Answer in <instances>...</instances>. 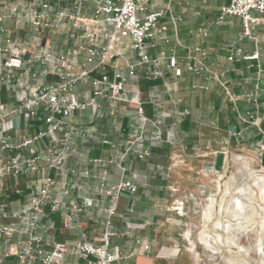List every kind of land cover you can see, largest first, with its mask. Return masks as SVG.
Instances as JSON below:
<instances>
[{
  "label": "built area",
  "instance_id": "obj_1",
  "mask_svg": "<svg viewBox=\"0 0 264 264\" xmlns=\"http://www.w3.org/2000/svg\"><path fill=\"white\" fill-rule=\"evenodd\" d=\"M172 1L154 10L149 7L150 0H93L92 13H87L85 0H73L64 9L53 0H28L27 3L13 0V5L9 4L17 23L30 24L40 48L38 52L17 53L18 45L14 42L13 54L0 48V194L8 178L34 179L29 186L28 200L18 211L9 212L5 203L0 204V241L8 244L16 234L25 237L15 253L16 264H64L68 255L84 258L85 264H115L125 258L126 252L120 246H112V239L117 235L113 218L118 213L121 196L135 195L138 191V183L125 177L126 162L146 159L150 155L148 140L144 131H133L125 141L115 144L99 136L95 128L80 125L74 117L91 108L101 112L107 107L114 113L113 103L132 101L139 105L138 111L143 116L142 102L131 99L126 89L128 78L135 76L139 67L150 65L153 70L148 76L151 78L163 76L162 64L176 78L182 76L184 69L195 75L208 73L220 82L231 99H236L228 85L208 66V53L203 48L196 47L186 58H181L174 46L170 50L165 47L171 43L170 23L175 26L181 20L170 14V23L162 21L171 12ZM255 12L264 13V0H229L222 6L218 20L240 17L243 36L255 39L254 29L261 20ZM49 32L73 37L75 45L57 51L52 40L45 36ZM199 34L206 35V29L200 28ZM127 41L137 62L127 63L126 71L114 67L109 72L110 63L122 56L121 48ZM150 49H158L157 55L152 57ZM228 53L230 62L245 61L258 68L254 90L244 95L251 108L239 117L263 132L252 112L260 106L264 54L259 49L247 53L236 44L229 47ZM85 84H91L92 89L80 94L77 87ZM4 91L8 93L6 100ZM243 133L234 135L250 137ZM161 136L158 132L156 138ZM79 139H100L111 144L108 158L91 159L92 167L81 172L72 168L69 161L78 152ZM42 142L46 143L44 147L40 145ZM112 166L121 173L119 182H111ZM55 192L69 198L83 193V204L74 201L67 204ZM106 199L110 205L102 209L106 216L101 244L89 241L86 232L69 242L51 241L40 232L56 227L55 222L43 223L47 210L70 208L72 211L65 214L62 227L72 229L78 213ZM175 203V209L181 210L184 202ZM136 244L146 251L151 249L149 243L139 239ZM11 255L10 249L4 250L0 245V264H6Z\"/></svg>",
  "mask_w": 264,
  "mask_h": 264
},
{
  "label": "crops",
  "instance_id": "obj_2",
  "mask_svg": "<svg viewBox=\"0 0 264 264\" xmlns=\"http://www.w3.org/2000/svg\"><path fill=\"white\" fill-rule=\"evenodd\" d=\"M62 1L65 0H53L58 7ZM67 1L71 4L73 0ZM85 1L87 13H92L95 7L93 0ZM168 1L150 0L149 7L161 9ZM228 3L229 0H173L171 12L162 21L170 23V14L181 18L175 26L170 23L168 34L171 43L165 47L170 50L174 46L181 58H186L196 47L203 48L208 53V66L236 95L235 100L211 74L195 75L184 69L182 76L176 78L173 71L162 64L163 76L151 78L148 74L153 68L144 65L137 69L135 76L128 78L126 85L130 98L142 102L143 116L138 111L139 105L132 101L113 103L114 113L107 107L101 112L91 108L74 117L80 125L95 128L99 136H105L115 144L125 141L133 131H144L148 140L147 147L151 154L144 160L129 159L126 162L128 171L125 177L136 181L139 188L135 195L125 193L121 196L118 213L113 218L117 235L112 239V246H120L126 252L125 258L115 264H197L194 254L179 250L180 234L178 227L171 225L173 217L169 206L174 199L187 198L206 185L203 169L220 166V154L231 143V132L243 127L239 112L251 108L244 95L254 90L258 68L245 61L230 62L227 59L229 47L236 44L247 53L259 49L264 54V13L255 12V16L261 20L254 29L256 38L248 39L243 36V21L240 17L218 20L222 6ZM9 4L13 5V0H0V48L13 54L14 42L18 45L17 53L40 51L36 44L39 39L32 32L30 24L17 23L11 15ZM200 28L206 29L207 34L200 35ZM52 44L56 50L59 49L53 40ZM74 45L75 39L68 47ZM121 51L122 56L110 63L109 72L112 73L114 67L126 71L127 63L137 62L132 49L127 51L123 46ZM149 51L152 57L158 53V49ZM262 64L264 68V57ZM260 88L259 109L264 125V72ZM91 89V84L77 87L80 94ZM7 94L4 91V100ZM158 132L162 135L160 139L156 138ZM259 137L257 130L253 129L246 142L252 144ZM77 144L78 152L69 165L79 172L92 167L91 159H106L111 151V144L103 143L100 139H79ZM40 145L44 147L46 143ZM110 173L111 182L121 180V173L116 167L112 166ZM33 182L34 179L28 177L6 179L3 182L5 190L0 194V204L5 203L9 212L18 211L26 204L29 186ZM55 196L67 204L71 201L83 204V193H75L69 198L55 192ZM109 205L106 199L103 203L87 206L76 215L75 227L72 229L62 227L65 214L72 211L70 208L55 212L47 210L43 223L55 222L56 227L48 232H40L49 240L57 242L72 241L86 232L89 241L101 244L106 216L102 209ZM24 238L16 234L8 244L0 241L4 250L13 252L6 264L17 263L15 253ZM138 239L149 243L151 249L146 251L139 247L136 244ZM64 264H85V259L68 255Z\"/></svg>",
  "mask_w": 264,
  "mask_h": 264
},
{
  "label": "rangeland",
  "instance_id": "obj_3",
  "mask_svg": "<svg viewBox=\"0 0 264 264\" xmlns=\"http://www.w3.org/2000/svg\"><path fill=\"white\" fill-rule=\"evenodd\" d=\"M69 6L67 0L59 5ZM45 36L56 43L57 51L74 40L52 32ZM124 47L130 51V42ZM252 114L263 132L242 122L240 130L231 132L220 166L203 169L206 185L169 206L171 225L180 234L179 250L194 254L197 264H264V125L260 109ZM253 129L260 137L252 144L246 142L248 137L234 135L245 132L251 137ZM176 201L184 202L181 210L175 209Z\"/></svg>",
  "mask_w": 264,
  "mask_h": 264
},
{
  "label": "bare ground",
  "instance_id": "obj_4",
  "mask_svg": "<svg viewBox=\"0 0 264 264\" xmlns=\"http://www.w3.org/2000/svg\"><path fill=\"white\" fill-rule=\"evenodd\" d=\"M206 243L208 242L207 240H204ZM264 247V246H263ZM264 249V248H263Z\"/></svg>",
  "mask_w": 264,
  "mask_h": 264
}]
</instances>
